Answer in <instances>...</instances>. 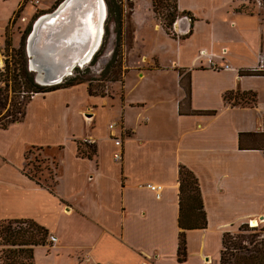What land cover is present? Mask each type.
Returning a JSON list of instances; mask_svg holds the SVG:
<instances>
[{"label": "crops", "instance_id": "crops-1", "mask_svg": "<svg viewBox=\"0 0 264 264\" xmlns=\"http://www.w3.org/2000/svg\"><path fill=\"white\" fill-rule=\"evenodd\" d=\"M23 1L0 0V47ZM135 1L139 69L128 76L144 94L134 98L124 89L123 103L105 115L76 97L52 107L56 112L47 107L60 139L54 148L23 146L22 163L9 180L13 209L0 191V225L34 221L58 240L36 247L33 264H220L224 235L264 219V151L240 148L242 134H264V76L240 74L264 70V14L245 11L242 0H178L179 11L196 20L192 26L188 17L179 18L172 38L153 22L151 0ZM76 88L90 97L75 86L33 99ZM231 92L253 94L255 102L235 106L225 100ZM80 144L97 153L81 155ZM34 147L55 162L53 192L26 175ZM181 167L198 178L208 221L205 229L187 231L185 262L178 257ZM152 184L161 187L159 195Z\"/></svg>", "mask_w": 264, "mask_h": 264}, {"label": "rangeland", "instance_id": "rangeland-1", "mask_svg": "<svg viewBox=\"0 0 264 264\" xmlns=\"http://www.w3.org/2000/svg\"><path fill=\"white\" fill-rule=\"evenodd\" d=\"M37 1L39 3H37ZM64 1L65 0H24L22 2L23 9L21 10L20 14L12 17V20L4 36V46L0 47V73L3 74L2 78L0 79V125L6 124L8 123V121H10L11 112L23 109L29 97V94H27L28 92H25V88L29 87V81H31V77H28L26 75V72L22 73L21 76L23 78L19 76L17 80L15 77L16 75H18V69H22L19 67L21 65H19V61H21L23 57L17 54V51L21 48L23 39L25 38L26 41V46L23 47L25 48L27 53V40L31 33H28V31H32L35 22L39 18L43 17L46 14H51L55 12L63 4ZM13 2H15V0H13ZM121 2L124 9L125 17L121 45L122 56L119 58L120 62L119 64H117L118 66L115 67L117 69L114 70L115 73H113L114 71L112 72L111 69L109 73L105 76L103 75L104 73H102L103 70L106 69H104V67H106L108 61L111 60V56L115 50L116 26L114 24L110 26L112 35L109 42L105 43L104 48H102L101 46L100 50H102V57L100 58L97 64L90 68V77H96L98 79H101L93 83L92 89L98 94L101 93L103 90H106L105 92L108 97H92L91 95H89L90 97H87L84 94V91L80 88H76L75 91L66 92L62 95H52L47 99H44L46 98V96H37L33 99L31 103L28 104L26 117L23 123L13 125L7 131L0 130V191L3 197V201L8 202L11 209H13L14 206V202H10L11 197L13 196L12 194H14V189L10 188L11 186L9 185V180L14 177V174H16L15 169H17L19 167L18 165L22 163V157L24 152L23 146L26 145L28 142H33L37 144L36 146H41L44 148H54V143L58 141L61 137L60 133L53 127L52 124L49 123V120L52 118V114H48V112L46 111L47 107H51L50 110H52V113L56 112L52 107L62 108L63 105L67 104V99L69 102V99L76 97L78 102H81L85 106L97 107L99 111L103 110L100 113L102 115H105L106 112L111 109L113 104L116 105L120 101L123 103V101L125 100L124 89L130 93V97L132 96L134 98H140V96L144 94V91L142 90L143 86L139 84L138 79H136L134 75L128 76L131 75V72L135 74L134 71H138L139 69L138 57H140V48L138 44H136V36L134 34L135 28L133 27L131 19V15L133 14L136 1L121 0ZM263 3V0H246L245 11L255 13L260 10V12L264 14ZM163 13L166 14V11L161 10V14L160 16L158 15V17L153 12V22L160 24H162V22L167 23L168 19L166 18V16H163ZM8 37L12 40V47L9 48V50L6 46V38ZM27 57L29 68L28 72H32L29 67L30 59L28 53ZM6 62L9 64L11 72H6ZM90 65L91 64L83 67L82 69L85 70V68L90 67ZM261 68H264V62L261 63ZM15 69L17 72L16 74L13 72L15 71ZM114 77H118L119 80L116 82L109 81L113 80ZM34 78L36 81L35 74ZM184 83L186 85L188 83L187 76L184 79ZM79 86H83V88L86 89V92L89 94V83H85ZM236 98L239 104L247 105L252 102L253 95L242 94L239 97L233 96L232 103L235 101ZM184 103L187 104L188 99H186ZM261 141V145L264 146V139ZM83 148H85V146ZM40 149L41 148L34 147L33 149L29 150L28 154L26 155L25 170L35 179L42 181L45 185H52V179L55 172V162L53 161V159L48 158L47 152H42ZM84 150L87 151V149ZM7 210H9V207ZM256 224H258V226L256 227L259 230L258 233L264 236V232H261V230L264 229V223L258 222ZM27 228L28 227L24 225L22 230H25ZM19 230H21L19 225H13L11 233H16V231ZM237 234H239L238 230L234 232V235ZM244 234L247 237L245 239V246L248 248L252 247L250 244L252 241L250 235L254 233ZM262 240H264V237L262 238ZM57 241L58 240L52 241L51 237L49 236L46 241V246L48 248L51 246L53 247L55 246ZM2 243L5 246H0V252H8L11 250H24L17 246L12 247L9 245V243ZM43 258V251H39L38 261H40L41 263L43 261Z\"/></svg>", "mask_w": 264, "mask_h": 264}, {"label": "trees", "instance_id": "trees-1", "mask_svg": "<svg viewBox=\"0 0 264 264\" xmlns=\"http://www.w3.org/2000/svg\"><path fill=\"white\" fill-rule=\"evenodd\" d=\"M246 1V0H242ZM152 2V9L154 14L156 16H160L161 10L166 11V14L163 13V16H166L168 19L167 23H163L162 25L164 29L166 30L167 34L172 37L176 38V34H174V24L178 21L181 17H188L191 22L192 26L195 22V18L192 14L189 13H181L179 11L178 7V0H151ZM264 2V0H263ZM107 6H108V18H107V26L105 29V37L103 41L102 48H104L105 43L109 42L111 38V30L110 26L114 24L116 26L115 30V50L111 56V60L108 61V64L106 67H104L105 70H103V75H107L109 71L112 69V72L116 70L117 64H119V58L122 56L121 49H122V35H123V27H124V9L122 6L121 0H106ZM264 6V3H263ZM23 9V5H20V8L17 12H15L14 16H17L20 14L21 10ZM158 16V17H159ZM31 32V30L28 31V33ZM193 33V29L189 32L187 36H182L181 39H186L188 36H190ZM25 38L22 41L21 48L17 51V54L21 55L23 58L21 61H19V67L22 68L21 70L18 69V75H16V79L18 80V77L23 72H26V75L31 77V81H29V87L25 88V92H28L29 94L27 103L23 107V109L15 112L10 113V121L6 124H1V129H8L11 125L16 123H21L24 121L27 113V107L30 101L33 99L35 95H45L48 93H52L54 91L60 90V89H68L71 87L79 86L85 83H89V94L92 97L98 96L102 98L108 97L106 95V90H103L101 93L95 92L92 87L93 83L95 81L101 80L98 78H91V67L98 63L100 58L102 57V50H100L96 56L94 57L90 67L83 69H76L73 76L67 78L61 85L54 86V87H43L40 86L34 78V74L32 72H28V57L26 50L23 46H26ZM6 46L7 49L12 47V40L8 37L6 38ZM16 53V52H15ZM121 65V64H120ZM11 72L9 68V64L6 62V72ZM15 74V71H13ZM115 73V71L113 72ZM240 74L242 75H254V76H264V70H251V71H240ZM2 75L0 73V79L2 78ZM103 78V77H102ZM185 79V78H184ZM118 77H114L113 80L109 81H118ZM189 83V82H188ZM184 86V89L186 91V99H191V85L190 83ZM186 87V88H185ZM247 93H244L243 95H246ZM242 95V93H228L225 96V100L228 103H231L235 106H239L242 104H239L237 101V98L232 103L233 96L239 97ZM253 95V94H252ZM254 102L256 96L253 95ZM1 105V102H0ZM245 105V104H244ZM216 112H207L209 115H214ZM241 149H247V150H262L264 151V146L261 145L262 141L264 139V134L262 133H254V134H245L241 135ZM245 138V139H244ZM248 140V142H247ZM246 141V142H245ZM86 147L87 151L83 149V147ZM80 154L83 156H87L90 158H93V156L97 153L96 147H92L88 144H80L79 148ZM26 175L33 180L35 178L30 175L28 172H26ZM54 180V177L52 179V182ZM38 185L44 186L45 184L40 180H35ZM180 216H179V227L181 229V233L179 236V251H178V257L180 262H185L187 258V231L190 230H199V229H205L208 226L207 221V214L205 211V205L202 197V192L199 184V180L196 177V175L189 170L186 167L180 168ZM44 187L48 188L49 191L53 192V185H45ZM13 225H19L20 229L19 231H16V233L12 232ZM26 225L28 228L25 230H22L23 226ZM22 226V227H21ZM253 227H257L258 224H252ZM19 229V228H18ZM257 228H250L248 224H244L239 229V234L234 235L232 233H226L223 238V249L221 252V261L220 264H264V240L262 238L264 237L262 234L258 233ZM261 232H264V229L261 230ZM244 233H254L250 235L252 238L251 246L250 248L245 246V239L247 238ZM49 237V232L46 228L43 226L37 224L34 221H27V220H12V221H4L0 225V239L1 244L2 242L9 243L12 247H19L24 250H18V251H1L0 252V261L2 264H33L34 262V249L38 246H46L47 238ZM26 247V248H24Z\"/></svg>", "mask_w": 264, "mask_h": 264}, {"label": "water", "instance_id": "water-1", "mask_svg": "<svg viewBox=\"0 0 264 264\" xmlns=\"http://www.w3.org/2000/svg\"><path fill=\"white\" fill-rule=\"evenodd\" d=\"M81 1L84 8L89 3L90 11L82 9L85 16L81 15L82 11H73L75 17L72 19L73 7ZM102 1L103 19L100 0H65L55 12L35 22L27 40V53L30 70L39 85L59 86L73 76L76 69L91 64L105 37L108 6L105 0ZM53 15L56 18L47 20ZM41 19H46L45 25L36 29V23Z\"/></svg>", "mask_w": 264, "mask_h": 264}, {"label": "bare ground", "instance_id": "bare-ground-1", "mask_svg": "<svg viewBox=\"0 0 264 264\" xmlns=\"http://www.w3.org/2000/svg\"><path fill=\"white\" fill-rule=\"evenodd\" d=\"M89 4V3H88ZM88 4H86L85 5V8H84V4L82 3V1L80 2V3H78V4H76V5H74V7H73V10H72V12H71V17H72V19H74V17H75V15H73V11H77V12H81L82 11V9H85V10H88V11H90L89 10V5ZM100 5H101V10H102V19H103V17H104V3H103V1L102 0H100ZM87 11V12H88ZM85 14V12H84V10L82 11V16H85L84 15ZM56 18V15H53L52 17H48V19L47 20H50V19H52V18ZM45 18V17H44ZM44 20H46V19H41L40 21H38L37 23H36V29L37 28H42V27H44V25H45V22L46 21H44ZM32 38H34V37H32ZM32 40V39H31Z\"/></svg>", "mask_w": 264, "mask_h": 264}, {"label": "built area", "instance_id": "built-area-1", "mask_svg": "<svg viewBox=\"0 0 264 264\" xmlns=\"http://www.w3.org/2000/svg\"><path fill=\"white\" fill-rule=\"evenodd\" d=\"M37 3H39L38 1H37ZM212 61L210 60V63H211ZM262 63H263V61H262ZM227 67H229V66H227ZM115 128H116V124H112L111 126H110V129L111 130H115ZM116 145L118 146V147H122V142L120 141V140H116ZM115 159L117 160V161H120V160H122V153L121 152H119V153H117L116 155H115ZM148 187L152 190V191H155V192H157L158 193V195H159V191L161 190V187L160 186H157V185H148ZM260 222L261 223H264V219L263 220H260ZM248 225L251 227V228H256V227H253L252 226V221H250L249 223H248ZM51 240L52 241H56L57 239H56V237H54V236H51Z\"/></svg>", "mask_w": 264, "mask_h": 264}]
</instances>
